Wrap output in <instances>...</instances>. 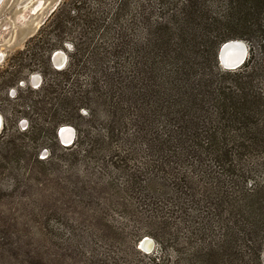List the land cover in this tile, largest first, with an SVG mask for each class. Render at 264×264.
Instances as JSON below:
<instances>
[{
    "label": "rangeland",
    "instance_id": "obj_1",
    "mask_svg": "<svg viewBox=\"0 0 264 264\" xmlns=\"http://www.w3.org/2000/svg\"><path fill=\"white\" fill-rule=\"evenodd\" d=\"M22 1L0 2V264H264V219L253 222L264 217L263 38L229 39L247 46L252 76L215 82L244 92L245 139L228 135L232 125L206 104L203 127L221 138L227 126V156L211 145L189 153L186 132L176 130L169 141L182 143L179 153L164 149L149 163L136 131L162 122L144 115L131 58L157 21L172 17L176 27L200 0H169L168 15L160 0ZM55 51L65 55L57 68ZM196 98V108L184 106L200 115ZM61 127L73 130L68 146ZM143 238L154 243L149 253L139 249Z\"/></svg>",
    "mask_w": 264,
    "mask_h": 264
},
{
    "label": "trees",
    "instance_id": "obj_2",
    "mask_svg": "<svg viewBox=\"0 0 264 264\" xmlns=\"http://www.w3.org/2000/svg\"><path fill=\"white\" fill-rule=\"evenodd\" d=\"M160 1L161 6L164 5L163 14L168 15L172 10L175 11L169 0ZM213 1H220L223 8L218 6L210 8L207 5L209 0H200L198 4L201 5L200 10L193 11L192 8H188L186 13L176 17L178 23L176 27L172 17L171 21H166L167 18L157 21V29L153 31L154 36L146 40L137 58H131L135 63L134 69L137 70V78L134 80L138 89L136 86L133 87L134 89L136 87L137 98L147 103L148 107L144 115L148 117L149 122L154 119L162 122L160 127L152 131H144V134L136 131L135 137L142 143L145 142L149 148L147 151L152 158L149 163H155L158 155L163 156L164 149H172L173 153H179L178 149L182 143L169 141L173 140L176 130L186 132L181 134L186 135L185 138L191 142L189 153L197 156V152L204 145L206 147L211 145L225 157L227 153L222 152L221 149H227L229 141L225 136L226 125H232L228 127L231 131L228 135L242 132L246 135H241V138L245 139L249 131L250 116L246 113L249 102L243 99L244 92L241 93L242 96L230 94L228 88L223 84L221 87H216L215 82L223 83L225 76L242 77L249 81L252 75L247 71L251 63V55L239 68L223 71L218 64L217 51L222 43L235 37L258 36L260 39L263 38L264 42L262 24L264 0ZM141 18L144 24V20L148 21L147 18L144 19L143 14ZM263 42L260 45L264 49ZM201 65H206L208 71L199 73L198 69L200 70ZM138 81H141L140 85ZM197 95H200V115H196V110L195 113L191 112V107L188 109L186 105L184 106L188 100H192L196 108L194 99L198 102ZM176 98L178 99L175 100ZM206 104L210 105L218 121L225 120L227 123L223 129H219L223 131L225 147H219L222 137L219 138L214 134L211 123H209L210 127H203L201 119L204 115L207 116ZM171 121L177 126L172 128ZM147 133L149 138L146 137ZM237 138L239 139L238 135ZM231 142L233 143L232 140ZM168 143L172 146L164 148L163 144L168 145ZM151 154H155L156 159ZM185 162L196 163L195 160ZM263 219L264 217H259L257 220L253 218V222L260 223Z\"/></svg>",
    "mask_w": 264,
    "mask_h": 264
},
{
    "label": "water",
    "instance_id": "obj_3",
    "mask_svg": "<svg viewBox=\"0 0 264 264\" xmlns=\"http://www.w3.org/2000/svg\"><path fill=\"white\" fill-rule=\"evenodd\" d=\"M25 1H22L20 5H22ZM229 50L232 51L233 53L234 51L237 52V54H235V57L229 56V53H228ZM247 50H248L247 46L242 41H239V40L226 41L222 43L220 47L218 48V51H217L218 63L221 66V68L226 71L235 70L244 63L247 57ZM57 56L63 57V60H64L59 66L55 64V59ZM53 62L55 66L61 67L65 62V55L60 51L56 52L53 56ZM72 133H73V130H72ZM72 140L69 142L70 144L72 143ZM64 146H68V145H64ZM145 242H148V245H145L146 244ZM153 247H154V243L150 238H143L140 241L139 249L142 250L144 253L151 252L153 250Z\"/></svg>",
    "mask_w": 264,
    "mask_h": 264
},
{
    "label": "flooded vegetation",
    "instance_id": "obj_4",
    "mask_svg": "<svg viewBox=\"0 0 264 264\" xmlns=\"http://www.w3.org/2000/svg\"><path fill=\"white\" fill-rule=\"evenodd\" d=\"M56 52H58V51H55L52 55H51V57H50V60H51V64H52V66H54V68H57V66H55L54 65V62H53V56H54V54L56 53ZM1 58V57H0ZM33 76H36L35 78H34V80H33V83H35V85L32 83V78H33ZM38 81V83H36ZM40 83H41V80H40V77L37 75V74H31L30 76H29V78H28V84H29V86H31L32 88H36V87H38L39 85H40ZM14 94H15V91L14 90H10L9 92H8V95L9 96H14ZM24 123H25V120H20L19 121V123H18V125H24ZM62 129H64V130H69L70 129V127H61V129L60 130H62ZM71 130V129H70ZM72 131V130H71ZM58 133H60L59 132V130H58V132H57V135H58ZM73 136V135H72ZM72 136H70V140L67 142V144H65V145H69L68 143L71 141V139H72ZM60 137V136H59ZM60 140H61V138H60ZM62 141V140H61Z\"/></svg>",
    "mask_w": 264,
    "mask_h": 264
},
{
    "label": "bare ground",
    "instance_id": "obj_5",
    "mask_svg": "<svg viewBox=\"0 0 264 264\" xmlns=\"http://www.w3.org/2000/svg\"><path fill=\"white\" fill-rule=\"evenodd\" d=\"M28 1V0H27ZM24 5V4H23ZM228 53H229V56L230 57H235V54H237V52L236 51H234V53L232 52V51H228ZM62 61H63V57H61V56H57L56 57V59H55V64L56 65H60L61 63H62ZM34 76H33V78H32V83H33V80H34ZM36 83H38V81L36 82ZM34 85H35V83H33ZM71 129V128H70ZM64 130V129H62V130H60L59 129V132L60 133H58L59 134V136H60V138H61V140H62V142L63 143H65V144H67V142L70 140V136H72L73 135V133H72V131L71 130ZM72 138H73V136H72ZM72 140V139H71ZM70 144V143H69ZM146 244L145 245H148V242H145Z\"/></svg>",
    "mask_w": 264,
    "mask_h": 264
}]
</instances>
